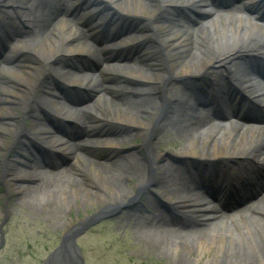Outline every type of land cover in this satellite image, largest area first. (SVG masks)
Returning <instances> with one entry per match:
<instances>
[{
	"label": "bare ground",
	"instance_id": "6f19581e",
	"mask_svg": "<svg viewBox=\"0 0 264 264\" xmlns=\"http://www.w3.org/2000/svg\"><path fill=\"white\" fill-rule=\"evenodd\" d=\"M99 1L107 2L117 8L113 12L116 13L113 26L117 35L121 34L125 28L127 31L133 30L132 33L120 37L116 40L117 42L105 43L99 48L112 51L114 43H118L120 40H122L121 42L130 41L131 45L137 44L139 48H143L138 52V55L147 59V63L141 68L135 65L139 62L138 59L133 64L109 65L100 56L96 58L102 65L98 72L95 70L93 72L73 70L67 67L69 59L75 57L77 52L93 56L98 47L86 38L84 30L77 27L75 22H69L63 16L65 10L62 9L61 0H47L48 3L44 0L47 13L43 20L41 12L36 11V5L41 0L36 2L32 0H0V10L9 4H14L18 8V12L21 10L22 15L25 16L21 26H17L5 17V14L9 13L8 10H3L0 13V36L2 37L1 26H4L11 34L13 33L12 36H15L19 29L24 27V24L29 26V31L33 36L13 44L10 51H31L40 57L39 60L33 55L25 53L22 56L24 62L20 61L14 64H10L9 54L0 57V65H2L0 81L7 80V77L21 83V79H23L27 85L17 94L21 101L18 110L24 107L23 111L29 109L32 113L36 112L37 114L41 113L37 111V107L48 108L57 113L59 110L61 113L66 112V114L76 117L81 122L84 121L82 115H88V112L92 111L111 121L126 123V127H130L129 129L132 131L135 130L136 136L144 137V143L137 149L135 147L128 148L126 153H120L112 159L108 157L109 161L104 160V162L74 152L72 158L75 160L70 166H74L75 170L80 171L83 170L82 159L89 160L93 167L92 177L98 178L100 174H103L107 178V182L114 186L116 191L112 193L111 197H114V203L117 204L140 197L144 194L145 188L147 189L151 185L158 195L171 202L170 210L182 212L193 218L196 216L204 224V227H197V232L207 231L211 228L209 230L211 231L209 232L210 237L217 241L212 243L202 234L201 236L196 235L191 242H188L189 239H182L183 234L195 232L196 229L186 230L185 228L182 230L183 228L179 226L174 227H179V230L165 228L159 216L162 213L167 218L170 216L163 211L154 212L149 217L142 215L139 211H130L126 217L129 221L134 222L133 226L137 229L134 232L135 237L147 238L155 243L163 241L171 243L170 245L175 243V247L181 246L187 253L193 250L192 244L196 246L197 250L204 251H208L209 246L214 245L217 251L227 256L230 254L231 262L249 264L244 260V248L242 249L239 245L244 242L246 245H256L259 260L252 255L250 258L253 260L252 262L264 261L260 258L264 255V244L261 243L259 237L260 230L264 229V198L258 202H249L244 213L239 211L221 213L220 215L217 214L216 207L205 205L206 195L204 196L199 191L192 192V188L195 186L194 178L205 175L203 179L210 183L215 180V172H217L221 174V178L238 176L242 179L245 192L240 191L242 196L237 197L239 200H245L248 198V192L252 189L249 183L253 182L257 187L260 179L263 178L264 123L250 124L243 131L238 125L230 123L229 129L226 130L224 125L211 122L206 109H197L199 103L192 95L200 96L202 91H207L211 87L215 95L231 94L230 80L235 81L236 79L245 84V87L251 89L253 93H258L264 98V82L261 80L264 77L255 81L254 76L250 74L254 65L257 63L260 65L259 58L261 57L264 67V22L258 17L239 14L235 10L230 11L235 14L219 15L208 0ZM252 1L248 0L249 3ZM178 12L181 13L178 14ZM197 13L205 18L196 17ZM177 16H179L178 19ZM260 16L264 18V12ZM186 18L189 19L188 24L182 21ZM129 23L132 26H128ZM3 38L8 44L7 36L5 35ZM189 40L193 41L194 50H191V47L189 51L186 50L185 45ZM215 42L219 43L217 48L214 46ZM161 49L165 51L163 54H160ZM147 51L151 52L145 55ZM183 54L186 56L182 58ZM172 55L181 57L175 59L172 58ZM55 56L57 57L54 59V65L50 59ZM242 56L248 58L244 64L243 62H238V65H235L237 63L232 64L234 59ZM255 58H258V61H255ZM250 62H252L251 65ZM108 70H113L116 73L113 75L116 77L111 82H103L102 74ZM49 72L70 82L88 84L89 91L95 94L93 103L98 105L99 110L96 111L89 104L81 108L68 106L64 101L57 99L58 93L53 87H49L51 90L47 95L38 98L39 87L48 83ZM127 75L141 79L142 82L139 83L145 85L136 87L122 83L119 86L118 78H126ZM203 84H206L204 88ZM0 86H3L2 83ZM113 91L117 93L120 91L121 95L125 97L122 103L111 96L113 93L115 94ZM132 91L134 94L130 96ZM0 100L6 102L7 99L3 96L0 97ZM5 114H8L7 108L0 106V115ZM29 114L28 112L27 115ZM143 116L146 118L145 121ZM22 117L25 119L24 116ZM18 118L21 119V116L17 115ZM205 122L209 123V126L205 127V131H208L209 134H203L200 130L207 124ZM16 123L18 127L9 130V134L13 133L10 142L6 144L10 150L15 148L10 143L15 140L19 132H22L23 128V126H19V122ZM43 128L36 122L30 126V130L45 142H50L51 145L57 143L56 139L43 132ZM216 129H225L224 134L217 135ZM154 132L156 133V143L150 145V140L147 141V139L150 135L154 137ZM131 138H133V134L114 133L102 137L97 136L94 142L107 148L112 147L113 150L115 145L129 141ZM178 138L184 139V141L179 143L174 150L164 146V149H168L166 151L172 150L169 153L172 157L171 161L162 157L164 149L162 152L157 151L160 148L158 143H168L167 141L178 140ZM3 141L5 142V140ZM154 146L155 148H153ZM69 147V145L62 146L60 149L67 151ZM66 153L71 155L70 151ZM196 157H204L203 162L209 164L220 162L221 166L213 174L210 170V172H200L193 167ZM104 164L112 166L116 171L114 169V172L109 171L107 167H104ZM15 172L10 176L16 178L17 181L9 180L8 184L14 186L18 193L22 192L23 188H31L30 181L36 180L41 183L44 178L42 171H37V169L21 168ZM61 178L65 177L61 176ZM131 179L135 181L131 188L127 189L124 183ZM19 181L21 182L19 183ZM153 181H156L157 184L153 185ZM66 182L68 183V180ZM240 182L242 181H235L239 189H241ZM230 184H225L223 191L233 188ZM205 185L201 187L208 191L209 186L206 183ZM233 186L235 188V185ZM8 195L11 196L14 193L5 192L3 194L4 197ZM48 197L52 200L53 195H48ZM88 199L91 203L97 204L99 195L97 193L94 197L89 195ZM53 207L54 211H59L60 207L55 205ZM164 209L170 212V210ZM155 218L157 219L155 220ZM120 221L123 222L122 219ZM155 222L163 225L156 226ZM251 223H254V228ZM72 226L68 229L69 232ZM254 237H257L258 240L254 241ZM258 244L263 248L261 249ZM73 252L72 246L67 244L64 249L58 250L56 257L67 255L65 257L67 259L69 256L74 258L75 253Z\"/></svg>",
	"mask_w": 264,
	"mask_h": 264
},
{
	"label": "rangeland",
	"instance_id": "374dc122",
	"mask_svg": "<svg viewBox=\"0 0 264 264\" xmlns=\"http://www.w3.org/2000/svg\"><path fill=\"white\" fill-rule=\"evenodd\" d=\"M43 3L44 1L42 0L40 5L42 6ZM180 13L181 12H178V14ZM224 14L225 13H221L219 15ZM178 17L179 16H177V19ZM196 17L205 18L204 16H200L199 13H197ZM182 21L188 24L189 19L186 18ZM254 38L257 39L256 37ZM221 43L223 42L221 41ZM185 46L187 47V51L190 50V47L191 50H194L192 40H189ZM214 46L217 48L219 43L215 42ZM163 50L164 49L160 50V54L165 52ZM150 52L151 51H147L146 54L148 55ZM185 56L186 55L183 54L182 58ZM176 57L178 56L172 55V58L176 59ZM180 57L181 56L178 58ZM137 59H139V62L135 63V65L141 68V66L144 65L142 64L144 59L142 57H138ZM247 59L248 58L244 56L240 58L237 57L233 60L232 64L237 63L235 65H238V62H243L244 64ZM75 60L73 59L71 61L70 59L72 65ZM128 62H130V60ZM21 81V83H18L14 81L13 78H9L8 82L4 83L6 87L0 88V97L4 96L7 99L6 102L0 100V106L6 107L8 111V114L0 115V222L4 219V222H1L4 242L0 247V264H43L45 257L60 243L63 233L68 230L73 223L80 220L86 222L90 218L91 220L99 218V222L91 226L75 239L84 258V264H238L234 261V263L231 262L230 254L227 256L217 251L214 245H210L208 251H204L200 249L197 250L196 246L192 244L193 250L187 253L181 246L175 247V243L174 245H170L171 243L169 244L164 241L155 243L147 238L141 239L140 237H135L136 235L134 232H136L137 229L133 226L134 222L129 221L128 217H126L130 211H139L140 213H150L152 215V211H157L158 209L170 216L167 211L158 206L159 203L154 196V193H157L151 188V185H149L147 189L145 188L144 194L140 197L138 196L136 199L121 201L117 204L116 202L114 203V197H111L112 193L116 191L114 186L107 182V178H105L103 174H100L98 178L92 177L91 171L93 167L90 165L91 162H89V160L82 159L83 165H81V167L83 170L80 171L77 169L75 170L74 166H70L74 162L72 157L75 148L73 146L70 145L72 149L71 152H73L71 153L72 155L69 156L70 158L67 157L71 160L69 164H67V161L64 159L56 158V168L54 169L39 167L38 163L40 161L38 157H36V154L29 156L30 153L28 149L25 148L27 147L26 144L28 145L29 142L25 141V137L20 136L23 134L19 135L17 140L14 141L15 143H10L15 147L14 150H10L6 144L10 142L13 133L10 132L9 134V130L18 127L16 123L19 120L17 119V115L20 114L18 107H20L21 101H19L17 94L27 87L25 82H23L24 80L21 79ZM117 81L119 86L122 83L136 87L145 85H141L140 83L142 80L133 76L126 79L118 78ZM49 87H52V85H49V82L42 86L38 98H42L44 95L48 94V91H50ZM133 94L134 91H132V95L130 96H133ZM112 95H116L117 100L121 103L125 98L121 95L120 91ZM84 104L91 105L90 107L94 108L96 111L99 110L98 105L93 103V101H78L75 103V107L81 108L78 106H83ZM12 107H14V109H11ZM197 109H201V107L199 106ZM42 110L40 107H37L38 112H42ZM37 115L39 116L40 114ZM95 115L96 114L92 111L88 112L85 118V126L81 127L82 133H86L87 131L95 132L97 130L103 132L102 129L104 124L106 125L105 122L107 117ZM40 117H42V115H40ZM143 120H146L145 116H143ZM27 122H31V120H26V126L28 124ZM123 123L124 122L115 121L112 128L119 133L133 134V138L124 143L115 145L113 151H103V153L106 154L104 158H100L101 161L108 157H110L109 159L115 158L120 153H126L128 148L135 147L137 149L138 146L144 143V137L136 136L134 134L135 130L132 131L129 129L130 127L125 126L126 123H124V125ZM100 124L103 125L98 127L97 125ZM25 130L27 133L30 132L27 128ZM43 131H46V129H43ZM153 135L155 136L152 137V135H150L147 139V141L150 140V145L156 143V133L154 132ZM3 140H5V142ZM39 140L41 139L39 138ZM183 141L184 139L178 138V140H169L167 141L168 143L161 144L160 142L158 143L160 148L156 150L162 152L164 146H168L170 149L174 150L178 144ZM153 148H155V146ZM166 150L168 149H164L162 157L171 161L170 158L172 157H170L169 153H171L172 150ZM90 152H92V150ZM86 153L89 156L91 155L89 152ZM31 165H35L37 171H42V175L44 176L43 181L45 182L42 183V181L38 183L36 180L30 181L32 187L23 188L22 192L18 193L14 186L8 184L9 180L13 182L17 181L16 178H11L10 175L15 174V170L19 171L21 168H30ZM195 166L200 171H204L206 168V166H201L197 163ZM104 167H107V169L112 172L115 170V168L109 165L107 166V164H104ZM61 176L65 178H61ZM67 180L68 183L66 182ZM21 181H19V183ZM134 181V179L126 180L124 185L129 189ZM152 183L153 185L157 184L156 181ZM257 188L258 190L261 189L260 196L264 198V178L261 179V183ZM5 192H13L14 195L4 197L3 194ZM96 193L99 195V202L102 201L97 204L91 203L88 197L89 195L94 197ZM48 195H53L52 200L49 199L50 197H48ZM54 205L60 207L58 209L59 211L53 210ZM179 216V222L184 225H179V227L183 228L182 230L185 228L186 230L196 229L195 232L183 234L182 239H189L188 242H191L196 235L201 236L202 234L212 243L217 241L213 237H210L209 232L211 231L209 230L211 228L207 231L203 230V232H197V227H204V225H202L203 223L199 220L196 219L197 222L195 220L192 221L189 216L185 218L180 213ZM161 217L162 219H166L165 223L167 222V225L158 224L156 222L154 225H163L165 228L179 230V227L174 228L177 225L171 224L170 220L164 214L161 215ZM120 219H122L123 222H121ZM156 219L157 218H155V220ZM251 225L252 228L255 227L254 223H251ZM259 237L261 243L264 244V229L260 230ZM255 240H258L257 237H254V241ZM239 245L245 250L244 260L246 262L249 264H264V261L252 262L253 260L250 259L251 256L254 255V257H257L259 260L258 251L255 248L256 245H246L244 242H241ZM258 246L261 249L263 248L260 244H258ZM263 256L264 255L260 258L264 259ZM67 260L68 259H64L60 264H72L69 261L66 263L65 261Z\"/></svg>",
	"mask_w": 264,
	"mask_h": 264
},
{
	"label": "water",
	"instance_id": "95a60500",
	"mask_svg": "<svg viewBox=\"0 0 264 264\" xmlns=\"http://www.w3.org/2000/svg\"><path fill=\"white\" fill-rule=\"evenodd\" d=\"M98 219L99 218H94L91 220L90 218L86 222H77L72 226L70 232L66 230L60 239L59 245L47 256V258L44 260V263L50 264L52 260L54 261V263H59L62 262L64 259H67L65 258L67 257V255H63L64 257H56V253L58 252V250L64 249L67 244H70L73 248V253H75V257L73 258L69 256L67 262L69 261L72 264H83V259L80 255L79 248L76 246L75 238L80 235L87 227L94 224ZM1 242L2 240H0V244Z\"/></svg>",
	"mask_w": 264,
	"mask_h": 264
}]
</instances>
